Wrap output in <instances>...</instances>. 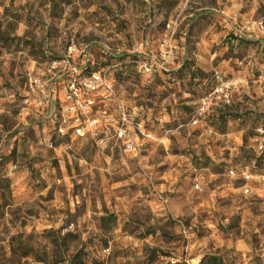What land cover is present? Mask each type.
Returning a JSON list of instances; mask_svg holds the SVG:
<instances>
[{
  "label": "rangeland",
  "instance_id": "rangeland-1",
  "mask_svg": "<svg viewBox=\"0 0 264 264\" xmlns=\"http://www.w3.org/2000/svg\"><path fill=\"white\" fill-rule=\"evenodd\" d=\"M259 20L264 0H0V264H264V186L229 174L264 171ZM70 36L137 151L56 138L53 100L24 103Z\"/></svg>",
  "mask_w": 264,
  "mask_h": 264
},
{
  "label": "built area",
  "instance_id": "built-area-1",
  "mask_svg": "<svg viewBox=\"0 0 264 264\" xmlns=\"http://www.w3.org/2000/svg\"><path fill=\"white\" fill-rule=\"evenodd\" d=\"M252 25L264 29L261 20ZM75 42V37L70 36L64 54L59 59L48 61L40 73L28 76L24 103H29L32 97L37 96L42 100H53L55 110L48 118L56 138H68L70 141L87 139L97 146L116 141L128 151H137L138 144L130 127L134 118L116 100L109 68L86 76L82 74V69L75 63V57L81 54L89 56L90 49L80 48ZM145 69L150 70L149 67ZM98 101L103 104L102 107H97ZM108 105H113V111ZM258 132L254 142L257 155L261 156L264 154V129L259 128ZM63 146L70 147L68 142ZM229 174L244 182L241 187L244 194L252 192L251 184L264 186V171L256 170L254 161L242 167H230Z\"/></svg>",
  "mask_w": 264,
  "mask_h": 264
},
{
  "label": "trees",
  "instance_id": "trees-1",
  "mask_svg": "<svg viewBox=\"0 0 264 264\" xmlns=\"http://www.w3.org/2000/svg\"><path fill=\"white\" fill-rule=\"evenodd\" d=\"M101 51L104 54V56H106V52L103 50H101ZM91 52H90L89 56H85V55L81 54V55H76V57H75L76 65H78L82 69V74H84L85 76L89 75L90 73H92L94 71H99V70L104 69V67H101L99 69H93L92 68V66L94 65V61H93V58L91 59V56H92ZM93 57H94V54H93ZM59 58L60 57H57V58L52 57V58H49L48 61H51L54 59H59ZM198 72H199V69H198ZM55 87H56V90H58V87L57 86H55ZM65 139H68V138H65ZM62 144H64V143H62ZM261 156L264 157V154H262ZM218 263H220L218 258H211V260L208 262V264H218ZM160 264H176V263H171L170 261H167V262H162ZM200 264H203V260L200 262Z\"/></svg>",
  "mask_w": 264,
  "mask_h": 264
},
{
  "label": "crops",
  "instance_id": "crops-1",
  "mask_svg": "<svg viewBox=\"0 0 264 264\" xmlns=\"http://www.w3.org/2000/svg\"><path fill=\"white\" fill-rule=\"evenodd\" d=\"M35 99H36V98H35ZM37 105H38V104H37ZM42 113H43V118H44V113H45V112L42 111ZM128 114H129L131 117H133V118L135 117V113H132V112H129V111H128ZM44 119H45V118H44ZM134 119H135V118H134ZM138 126H139V125H138ZM131 133L133 134L134 132L131 131ZM73 140H76V139H73ZM73 140H71V141H73ZM77 140H78V139H77ZM110 142H111V141H110ZM107 143H108V142H107ZM107 143H106V144H107ZM217 177H218V176H195L194 179H197V182H195V185H194V186L197 187L198 183H202V182H204L205 179H207V180L210 181L212 178L217 179ZM218 186H219V185H218ZM196 207H198V206H196Z\"/></svg>",
  "mask_w": 264,
  "mask_h": 264
}]
</instances>
